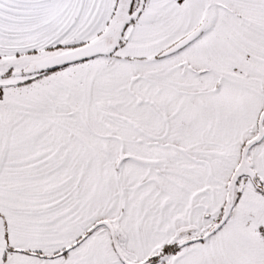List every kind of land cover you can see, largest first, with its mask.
I'll list each match as a JSON object with an SVG mask.
<instances>
[{
	"label": "snow or ice",
	"instance_id": "6c2138e0",
	"mask_svg": "<svg viewBox=\"0 0 264 264\" xmlns=\"http://www.w3.org/2000/svg\"><path fill=\"white\" fill-rule=\"evenodd\" d=\"M0 264H264V0H0Z\"/></svg>",
	"mask_w": 264,
	"mask_h": 264
}]
</instances>
